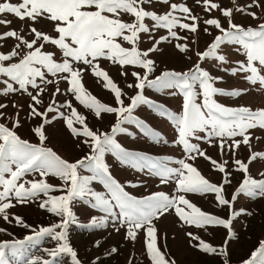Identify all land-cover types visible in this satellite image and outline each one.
I'll list each match as a JSON object with an SVG mask.
<instances>
[{
	"label": "snow or ice",
	"instance_id": "1",
	"mask_svg": "<svg viewBox=\"0 0 264 264\" xmlns=\"http://www.w3.org/2000/svg\"><path fill=\"white\" fill-rule=\"evenodd\" d=\"M229 2L230 7L222 0H194V5L207 16L204 18L186 0H0V17L10 15L24 26L13 28V19L0 18V26L6 29L0 31V97L4 98L0 100V220L31 229L32 233L23 239L0 241V264H58L61 257L69 258L70 264H83L68 235L69 226L79 223L74 212L76 205L103 213L91 215L87 223L79 224L86 230L103 229L111 220L114 231L123 229L125 240L133 244L143 232L144 255L149 264H177L159 244L156 222L165 215L174 214L182 226L199 230L221 228L227 236L219 246L191 231L186 235L195 242L191 243L193 249L221 258V264H231L229 242L235 235L234 222L242 215H253L235 205L241 195L264 199V171L255 177L251 174L252 165L264 163V150H254V141L264 138L254 132H264V107L253 110L244 105L226 106L217 97L236 99L252 91L264 95V0H249L243 5L238 0ZM157 5H166L167 10L159 12ZM215 12L219 16L213 15ZM125 16L129 19L125 20ZM245 17L259 23L253 26L236 22ZM41 25L51 26V32ZM161 30L165 34L159 35ZM201 32L212 39L203 50L195 51L194 64L184 71L159 70L152 55L163 51L161 45H171L179 55L191 60L190 43L196 44ZM145 37L150 46L141 49ZM226 46L242 59L230 61ZM101 61L117 67L119 76L134 78L132 83H126L131 94L119 86ZM205 64L248 87H217L224 75H213ZM85 73H90L111 94L112 103L101 101L85 87ZM61 82L67 84L63 91ZM49 86L51 97L45 103ZM149 89L167 90V95L181 97V111L173 112L150 99L146 95ZM60 95H71L98 121L111 116L108 129L90 127L88 116L74 106L73 100L59 102ZM20 96L28 98L23 121L24 106L11 99ZM9 103L15 110L11 114L7 112ZM141 106L171 122L176 134L171 143L181 149L182 158L154 157L129 150L118 142L124 133L135 138L124 127L134 124L154 144H169L160 132L135 115ZM29 121H39L29 128L38 142L18 134V129ZM55 121L63 122L76 148L87 149L79 158L70 161L47 146V129ZM201 143L216 147L219 156L228 158H212ZM242 148L246 149L243 159L239 158ZM106 153L121 165L147 170L162 185H173L174 194L155 191L141 197L133 195L114 177ZM198 158L220 174L219 184L209 181L194 166ZM234 173L242 178L229 198L226 186L232 184ZM52 178L59 183H50ZM93 182L102 185L103 190H95ZM139 186L127 182V187ZM187 194H214L217 207L227 209V218L203 211ZM37 202L40 209L59 220L37 229L10 211ZM0 233L12 235L5 227H0ZM44 238L56 242L55 247L43 249L48 258L29 257L26 243H38ZM94 246L100 248L102 242L96 240ZM118 251L112 247L104 255ZM90 264L104 261L97 255ZM241 264H264V240Z\"/></svg>",
	"mask_w": 264,
	"mask_h": 264
},
{
	"label": "rangeland",
	"instance_id": "2",
	"mask_svg": "<svg viewBox=\"0 0 264 264\" xmlns=\"http://www.w3.org/2000/svg\"><path fill=\"white\" fill-rule=\"evenodd\" d=\"M15 2V0H13ZM173 2H182V0H173ZM190 7H193V11L201 15L204 18L207 16L203 13L202 8L194 5V0H186ZM249 0H238V3L241 5L248 3ZM222 3L225 6H231L229 0H222ZM156 10L163 12L167 10V6L157 5ZM255 10V9H254ZM259 14V10H256ZM215 16H219V12L213 13ZM4 19H13V24L11 27L21 29L23 24L15 20L10 15H5L0 17ZM125 20L129 18L124 17ZM237 23L249 24L251 23L255 26L259 21H251L249 18L245 17L244 19L237 18ZM40 27L44 30L51 32V26L41 25ZM6 30L3 26H0V31ZM159 35L165 34L161 30ZM184 34V33H182ZM197 39L196 44H191L190 47L192 51L188 54L191 56V60L179 55L171 45H161L163 51L153 54L152 58L156 60L159 70L163 69H175L177 71H184L197 60L195 56V51L203 50L207 43H209L212 37L206 36L201 32ZM11 43V42H9ZM127 46V45H125ZM150 44L147 40V37L144 38L143 42L140 44L141 49H146ZM225 52L228 55L230 61H235L242 59L239 55L234 53L231 50L230 46L225 47ZM60 58V53L57 51V59ZM101 66L109 71V74L112 78L119 84L121 88H124L125 91H128L130 94L132 90L126 88V83H132L134 78L130 75L127 78H123L118 75V69L115 66H112L107 61H101ZM206 68H209L212 71L213 75L220 74L224 75V81L218 82L217 87L224 88L226 90H233L238 88H245L248 85L240 80L229 77L226 74L219 73L217 70L211 68L208 64L203 65ZM132 69H129L131 71ZM158 74V73H157ZM84 84L85 87L98 99L105 103H112V96L107 91L104 90L100 84L97 83L96 79L93 78L90 73H85L84 75ZM61 90L67 88V84L61 82ZM52 86H49V91L45 94L44 100L45 103H48L51 97ZM146 95L157 101L158 103L164 104L168 109L173 112L179 113L181 111L182 98L171 97L167 95V90L165 92H155L154 90H146ZM4 98L0 97V100ZM15 99L16 103L24 106V111L21 113V119L23 121L24 115L27 112V103L28 98L26 96L20 97H11ZM218 102L224 103L226 106H250L253 110L259 107H264V95L257 93L255 91L250 92L247 95H244L240 98L232 99L226 97H217ZM59 102L64 100H73V104L77 109L88 116V123L90 127L101 128V130H107L109 127V122L112 121L111 116H106L103 122L96 120L87 109L79 105L71 95H60L57 97ZM15 110L9 107L7 112L9 114L13 113ZM51 115V114H50ZM135 115L140 119H143L148 123L155 131L160 132L168 141V145L164 144H154L149 138L144 137L140 130L133 125H124L129 132L133 133L135 138L128 136L126 133L120 134L118 137V142L129 150H136L143 152L145 154L154 156V157H166L171 156L173 159L182 158V151L179 147H173L172 141L175 138V130L171 122L156 115L149 109L147 106H141L135 112ZM39 121L24 123L23 127L18 129V134L22 138L30 139L32 142H38L36 138L30 134L29 128ZM255 135H260L264 137V132L260 130H254ZM47 135L49 140L47 146L52 147L59 155L70 161L79 158L84 152L87 151L86 148L78 149L75 147V142L70 134L67 132L66 128L63 125L62 121H55L52 126L48 127ZM202 148L207 149V154L218 161L222 159H227L228 157H221L218 155V150L216 147H209L206 144L201 143ZM254 150H264V138L259 142L254 141ZM246 149L242 148L239 153V158L243 159ZM106 162L110 165V169L114 177L119 180L121 183L126 185V190L131 192L137 197L148 195L155 191H164L169 194H174V186L162 185L159 183L158 179L150 176L147 173V170L138 171L136 169L126 167L121 165L115 158L110 154L106 153ZM231 164V161H230ZM170 166H175L171 165ZM194 166L211 182L219 184L221 180L220 174L213 171L210 164L205 161L203 158H198L194 162ZM231 171V167L229 168ZM260 171H264V163H255L251 166V174L255 177ZM84 174H90L86 171ZM31 178V177H29ZM241 175L234 173L232 177V184L226 186V195L230 198L231 193L234 192L235 188L238 186L239 181L241 180ZM132 182L133 184H139L137 188L127 187V182ZM50 183L58 184L59 181L54 178L49 180ZM92 187L97 191H102L103 186L99 185L97 182H93ZM60 193H52V195H59ZM187 198L203 211L215 214L217 216L227 218V209H221L217 207L214 194H206L204 196H199L196 194H187ZM237 209L244 207L249 211L253 212L252 216H241L235 224V235L233 239L229 242V251L231 253V264H241L243 259L250 258V254L258 246L261 240H264V199L252 200L250 198L244 197L241 195L237 204L235 205ZM17 215H20L26 223L31 225L33 228H39L41 226H50L51 224L59 220L58 217L48 213L46 210H42L38 207V202L34 204H29L27 206H17V208L10 210ZM74 212L78 217V224H73L69 226L68 235L69 242L72 247L78 252L79 258L82 260L83 264H90L91 261L95 259L97 255L101 256V259L104 261V264H129V261H133L134 264H149L144 255V233L141 232L138 240L135 244L130 241L125 240L124 230L121 229L119 233L114 231L111 224L112 221L109 220L108 226L103 229H94L86 230L79 226L80 223H87L91 215L101 216L103 213H100L99 210L90 209L86 205H76ZM0 227L7 228V231L12 233L11 236L7 233H0V241L3 240H12V239H23L27 235H31V229L20 228L14 224H5L0 220ZM156 227L159 233V244L162 251H166L172 258H174L177 264H221V258L209 257L205 254H202L196 249L191 247V242L187 237L186 233L191 231L194 234L200 235L202 239L206 242L211 243L214 246L221 245L226 239L227 233L226 230L216 227H209L207 231L196 229L195 227L182 226L178 218L174 214L165 215L159 221L156 222ZM100 240L102 242V247L96 248L94 242ZM56 242L52 241L50 238H44L40 242H28L25 245L27 255L31 256H43L48 258L46 253L43 251L45 248L55 247ZM112 247L118 248V253L106 256L104 253L107 250H110ZM58 264H70V259L67 257H61L58 261Z\"/></svg>",
	"mask_w": 264,
	"mask_h": 264
}]
</instances>
